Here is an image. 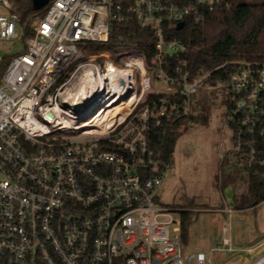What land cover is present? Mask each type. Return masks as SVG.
I'll return each mask as SVG.
<instances>
[{
    "label": "built area",
    "instance_id": "obj_1",
    "mask_svg": "<svg viewBox=\"0 0 264 264\" xmlns=\"http://www.w3.org/2000/svg\"><path fill=\"white\" fill-rule=\"evenodd\" d=\"M220 5L231 2L50 0L30 18L26 36L13 2L0 0V51L11 40L24 44L0 73V264H213L203 252L184 259L183 210L161 198L170 164L152 134L189 118L196 94L230 64L220 81L230 101V156L244 168L264 164V59L193 72L181 39L167 37L182 21L204 24ZM132 20L156 37L150 66L134 53L123 66L87 62L70 70L80 44L106 42L112 23ZM85 71L94 77L86 95L78 83ZM131 96L122 117L101 114ZM86 123L80 139L58 135ZM224 245L235 250L228 239ZM251 264H264V256Z\"/></svg>",
    "mask_w": 264,
    "mask_h": 264
},
{
    "label": "rangeland",
    "instance_id": "obj_2",
    "mask_svg": "<svg viewBox=\"0 0 264 264\" xmlns=\"http://www.w3.org/2000/svg\"><path fill=\"white\" fill-rule=\"evenodd\" d=\"M23 50L21 38L11 40L0 51V57H9ZM134 53L135 50L129 47L119 55L122 60H126ZM106 61H113L118 66L124 65V61H115L111 53L91 54L87 48L81 47L70 70L87 62L104 64ZM196 99L198 102L195 101L193 109L196 118L181 123L182 134L164 179L161 198L172 208L196 212L189 225L188 242H184L185 260L191 253L204 251L209 256L213 252V264H232L231 260L243 255V252L222 253L211 251V248L221 244L227 236L243 238L247 245L264 241V204L255 209L234 208L236 198L247 192L248 173L243 164L235 162V154L230 156L231 133L228 128H224L227 104L225 87L219 81L212 87L200 90ZM76 122L80 124L83 121ZM88 128L90 126L68 129L58 135L65 140H76L84 137L81 130ZM205 200L209 202L197 204ZM172 216L178 218L179 213L174 212ZM250 239L254 241L251 244ZM259 253L261 256L257 259L264 256V245ZM192 264L197 263L193 260ZM205 264L211 263L206 261Z\"/></svg>",
    "mask_w": 264,
    "mask_h": 264
},
{
    "label": "trees",
    "instance_id": "obj_3",
    "mask_svg": "<svg viewBox=\"0 0 264 264\" xmlns=\"http://www.w3.org/2000/svg\"><path fill=\"white\" fill-rule=\"evenodd\" d=\"M20 23L25 26L26 36L32 35L27 23L35 15H42L45 8L35 10L32 0H11ZM124 6L136 0H117ZM231 5L218 6L207 16L202 25L190 23L182 30L171 27L167 37H178L185 46L183 57L193 72L204 68L211 70L225 62L238 60L264 59V2L247 0H230ZM27 25V27H26ZM91 54L108 52L115 61H124L119 55L125 48H133L136 56L142 58L150 66L156 50V37L150 28H142L138 22H114L111 24L109 40L106 42H86L80 44ZM11 56L0 60V73L7 67ZM127 59V58H125ZM234 69L233 65L218 68L208 79L210 85L227 79ZM229 103V99L226 98ZM195 114L183 121L195 119ZM178 122L171 127H156L152 134V143L160 153L164 163L171 164L177 141L181 136ZM248 172L247 192L240 194L234 204L235 209L257 206L264 201V164L252 163L245 166ZM196 212L185 209L182 211V237L188 242L189 225Z\"/></svg>",
    "mask_w": 264,
    "mask_h": 264
},
{
    "label": "crops",
    "instance_id": "obj_4",
    "mask_svg": "<svg viewBox=\"0 0 264 264\" xmlns=\"http://www.w3.org/2000/svg\"><path fill=\"white\" fill-rule=\"evenodd\" d=\"M262 204H264V201L260 202L257 206L252 207V208L255 209V208L259 207ZM246 209H249V208H245V209H235V210H246ZM225 239H228L229 240L230 246L235 249L234 251H229L227 249V246L224 245V240ZM243 240H244L243 238L236 239L235 236H232V237H228L227 236V237H225L223 239V242L221 244H218L219 246L222 247V249L216 250L215 249L216 246H214V247L211 248V251H214V252L220 251L222 253H232V252L240 251V252H243V255L237 256L236 258L234 257L235 260H231V263L232 264H251L253 261H255L258 257L261 256V253H259V251H260V248L264 245V241H260V242L257 241L258 243L256 242V243L251 244L254 241H253V239H250L249 244H251V245H247V244L244 243ZM243 247H246L248 250H241V248H243ZM199 252L205 253L204 251H199ZM212 256L214 257L213 252H211L210 258ZM226 263H228V261Z\"/></svg>",
    "mask_w": 264,
    "mask_h": 264
},
{
    "label": "bare ground",
    "instance_id": "obj_5",
    "mask_svg": "<svg viewBox=\"0 0 264 264\" xmlns=\"http://www.w3.org/2000/svg\"><path fill=\"white\" fill-rule=\"evenodd\" d=\"M115 71H117L116 69H114ZM93 73H91L90 71H85L83 75H81L80 79H79V86H80V90L81 93H85L86 92V88H87V84L93 79ZM133 100V97L131 96V98H129L128 101L119 104L118 106H115L113 108H109L107 110H104L101 114H103L104 116H107L109 114H113L114 112H118V117H122L127 109L129 108V105L131 104ZM109 107V106H108ZM83 126H91V123H86Z\"/></svg>",
    "mask_w": 264,
    "mask_h": 264
},
{
    "label": "water",
    "instance_id": "obj_6",
    "mask_svg": "<svg viewBox=\"0 0 264 264\" xmlns=\"http://www.w3.org/2000/svg\"><path fill=\"white\" fill-rule=\"evenodd\" d=\"M50 2V0H32V5H33V8L35 10H41V9H44L47 4ZM185 28V22L182 21L180 23L177 24V29L178 30H182ZM84 95L87 94V91L85 93H83ZM78 107L80 108V105H78ZM209 201L205 200V201H202V202H198L197 204H207Z\"/></svg>",
    "mask_w": 264,
    "mask_h": 264
}]
</instances>
